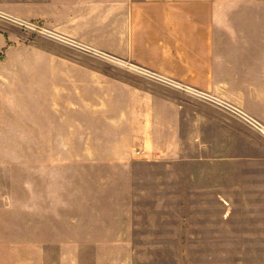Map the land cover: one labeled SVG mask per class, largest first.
<instances>
[{"label": "crops", "instance_id": "crops-1", "mask_svg": "<svg viewBox=\"0 0 264 264\" xmlns=\"http://www.w3.org/2000/svg\"><path fill=\"white\" fill-rule=\"evenodd\" d=\"M260 4L0 0L3 12L41 21L62 44L77 45L43 50L42 65L0 63V264H82L78 249L139 245L130 228L117 238L106 218L117 214L112 200L121 192H71L65 161L37 165L35 147H66L67 136L107 147L110 158L81 163L97 175L173 165L188 147L187 264H264V17L241 9ZM6 44L0 33V54ZM106 57L151 75L126 73ZM52 102L81 112L73 124L66 114L54 123ZM153 154L161 159H146ZM77 199L92 206L69 208Z\"/></svg>", "mask_w": 264, "mask_h": 264}, {"label": "rangeland", "instance_id": "rangeland-1", "mask_svg": "<svg viewBox=\"0 0 264 264\" xmlns=\"http://www.w3.org/2000/svg\"><path fill=\"white\" fill-rule=\"evenodd\" d=\"M241 9L245 16L255 15L261 19L264 17L263 4L244 6ZM28 25L33 27L30 28ZM0 33L5 37V41L7 42L0 54L1 64L26 65L37 63L42 65L44 63L42 58L43 50H49V47L56 50L62 47V45L77 47L75 43L71 42H64L62 44L58 40L59 37L56 35L55 37L46 28L45 23L18 19L3 12L1 9ZM9 48L13 49L8 51ZM106 59L105 61H101L105 63L108 61L109 65H117L116 67L124 69L125 72L127 71L126 73L151 75L139 70L134 64L129 65V63L114 59L113 57H106ZM149 77H154V79H158L159 81L162 80L153 74ZM167 82L169 83V81ZM173 85L180 91H188L187 88ZM52 90L55 91L57 89ZM172 96L175 97V95ZM55 99H59V97ZM51 105L54 123L59 121L58 118L61 114H66L71 118L70 123L73 124V120L77 118V113L81 112V107H77L74 103L64 105L63 103L52 102ZM105 106L106 103L105 105L101 104L100 111L105 110L103 108ZM105 127L107 129V125ZM75 137L67 136L68 143L66 147H59L58 145L55 147H35L37 165L42 166L44 160H51L53 165L58 161H65L66 166L62 169L67 171L68 190L71 192H121L124 198L112 200L113 204L111 207L117 208V214L109 215L106 218L114 223L116 227L114 235L117 238L122 239L124 236L129 235L128 229L130 228V234L135 239V244H139L130 249L122 245L100 249H78V255L82 264H124L126 262H130V264H146L147 261H152L154 262L153 264H156L155 255L161 258L157 264H187L185 236L188 222L187 187L190 172L188 147H181L179 156L174 158L180 162L173 165L151 164V166H145L139 170L136 168L131 177L122 176L121 173L111 170L108 172L109 169L106 168L103 169L102 173L97 175L93 173L87 174L82 169L81 163L91 161L94 158H110L108 157L109 153L107 150H104L107 147H88L90 146L88 145V139L84 140V142L88 143L78 146L76 143L77 137ZM8 148L4 147L3 150H8ZM17 148L13 147L12 149ZM32 155L30 153V156ZM15 156L27 158V152L16 153ZM132 159L133 161L141 160L139 156L135 155V150L132 151ZM146 159L158 160L161 158L153 154ZM196 171L198 172V168H196ZM211 174L215 175L216 171L213 173L212 169ZM71 202H74V205L73 203H69V208H75L77 206L76 203L80 204L79 202L92 206L91 200L82 199V201H79L77 199ZM129 209L132 212L130 216L127 215ZM87 218H90L89 221L92 219L91 217L84 216L80 217V220L86 221L85 219ZM170 235L174 237L179 236L180 241L177 242L175 238H170ZM154 236H164L166 238L163 241L162 238L160 241H157L158 238H155V241L153 240ZM145 243H157L160 245H158L159 247L140 246V244ZM97 250L98 253L96 252ZM51 264H53V261Z\"/></svg>", "mask_w": 264, "mask_h": 264}, {"label": "built area", "instance_id": "built-area-1", "mask_svg": "<svg viewBox=\"0 0 264 264\" xmlns=\"http://www.w3.org/2000/svg\"><path fill=\"white\" fill-rule=\"evenodd\" d=\"M28 26H29L30 28L33 27V26H31V25H28ZM169 83H171V82L169 81ZM172 84H175V83L172 82ZM175 86H178V85L175 84ZM178 87H179V86H178ZM195 94H197L198 96H200L201 98H203V99H205V100H209V99H210L209 96L204 95V94H202V93H196V92H195ZM228 109H229L230 111H232V112H234V113L240 115V117H241V113H240L239 110H237V109H235V108H233V107H228Z\"/></svg>", "mask_w": 264, "mask_h": 264}]
</instances>
